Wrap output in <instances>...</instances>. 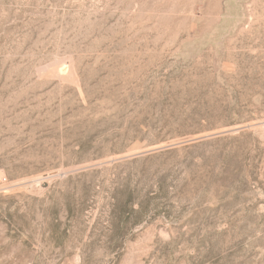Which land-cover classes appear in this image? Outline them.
I'll return each mask as SVG.
<instances>
[{
  "label": "rangeland",
  "instance_id": "rangeland-1",
  "mask_svg": "<svg viewBox=\"0 0 264 264\" xmlns=\"http://www.w3.org/2000/svg\"><path fill=\"white\" fill-rule=\"evenodd\" d=\"M0 264H264V0H0Z\"/></svg>",
  "mask_w": 264,
  "mask_h": 264
},
{
  "label": "built area",
  "instance_id": "built-area-1",
  "mask_svg": "<svg viewBox=\"0 0 264 264\" xmlns=\"http://www.w3.org/2000/svg\"><path fill=\"white\" fill-rule=\"evenodd\" d=\"M7 186L6 178L0 174V192Z\"/></svg>",
  "mask_w": 264,
  "mask_h": 264
}]
</instances>
